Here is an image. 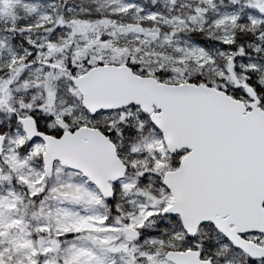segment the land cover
I'll use <instances>...</instances> for the list:
<instances>
[{"label": "snow or ice", "instance_id": "6c2138e0", "mask_svg": "<svg viewBox=\"0 0 264 264\" xmlns=\"http://www.w3.org/2000/svg\"><path fill=\"white\" fill-rule=\"evenodd\" d=\"M0 264H264V0H0Z\"/></svg>", "mask_w": 264, "mask_h": 264}]
</instances>
